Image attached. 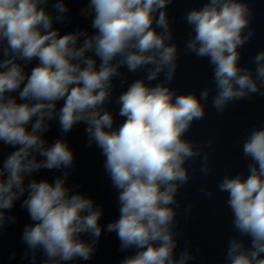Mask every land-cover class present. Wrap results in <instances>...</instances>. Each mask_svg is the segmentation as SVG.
Listing matches in <instances>:
<instances>
[{"label": "clouds", "instance_id": "obj_1", "mask_svg": "<svg viewBox=\"0 0 264 264\" xmlns=\"http://www.w3.org/2000/svg\"><path fill=\"white\" fill-rule=\"evenodd\" d=\"M172 2L87 0L80 15L90 20L91 33L62 34L55 25L71 23L66 0H0V144L12 149L0 162V236L16 222L9 213L21 201L31 221L21 234V259L28 264L90 261L105 231L116 234L119 251L134 250L118 264L195 259L188 248L176 255L180 233L173 205L190 180L188 160L200 157L201 172L212 171L209 154L185 139L193 122L204 118L212 89L197 96L171 87L178 59V46L170 43ZM252 15L247 0H206L184 14L191 28L184 47L212 67L211 103L219 113L231 102L264 96V51L252 58L255 75L240 64L239 49L254 35ZM121 69L145 76L116 97L123 118L116 126L106 106L114 79L127 82ZM53 122L61 135L49 143L45 134ZM79 124L85 125L87 146L104 157L117 191L119 216L106 226L100 224L103 207L79 191L81 185L68 184L75 153L64 137ZM241 150L250 161L247 176L225 174L217 185L227 193L238 233L227 241L224 264H264V127L248 132ZM41 170L61 174L37 179Z\"/></svg>", "mask_w": 264, "mask_h": 264}, {"label": "water", "instance_id": "obj_2", "mask_svg": "<svg viewBox=\"0 0 264 264\" xmlns=\"http://www.w3.org/2000/svg\"><path fill=\"white\" fill-rule=\"evenodd\" d=\"M54 2V0H52ZM87 0H66L70 8L68 15L71 23L56 24L61 33L87 28L91 33L90 20L80 15V9L86 5ZM206 0H173L168 6V15L172 25L173 40L178 46V59L175 78L171 87L179 93L195 92L199 96L204 88L212 89L208 101L205 103V116L194 121L190 130L185 134V139L197 143L204 152L209 154V167L211 173L201 172V158L188 160L185 167L189 170L190 180L183 185L177 193V228L180 233L177 237L179 243L176 255L179 256L185 248L191 251L195 259L188 264H224V255L227 249L229 237L238 235L232 228V213L226 205L227 193L220 192L217 185L225 174L235 175L243 172L247 176V165L250 162L241 150L248 132L256 127H264V96L254 94L252 99L247 98L229 103L223 113L217 112L212 106L211 96L215 95V85L212 79V67L207 58H198L189 54L184 42L189 37L191 28L183 19L184 14L193 8H200ZM253 15L249 28L254 35L239 49L241 53L240 64L255 69L252 58L260 51H264V0H247ZM51 9V3L49 4ZM33 65L28 66V70ZM124 72L127 82L121 86L120 79H114L115 90L112 102L106 107L113 111L115 125L119 126L123 118L118 115L119 105L116 97L124 90L132 80L143 78L144 72ZM163 73L160 79H163ZM158 81L151 83L155 84ZM264 91V87L261 88ZM62 103V102H61ZM85 125H76L64 139L75 153V166L68 184L81 185L79 191L93 198L103 207V216L100 220L102 226L118 219L117 191L112 187L111 181L104 170V157L100 150L93 145L87 146V137L84 131ZM59 125L53 122L49 132L45 134L49 143L60 137ZM208 141H212L208 145ZM12 149L0 144V162ZM57 171L41 170L34 174L37 179L51 181L54 176L60 175ZM202 189L210 190L213 195L207 197ZM23 199V198H22ZM21 201H17L9 215H14L17 220L8 225L0 236V264H28L22 260L25 245L21 243V234L30 218L25 209L20 207ZM191 205V210L186 211ZM88 239L87 236L84 237ZM247 243V240H246ZM119 251V240L115 233H102L97 252L90 261L77 260L69 264H118L125 255L131 254ZM12 252H16L15 259H9ZM42 259V256L40 257Z\"/></svg>", "mask_w": 264, "mask_h": 264}]
</instances>
